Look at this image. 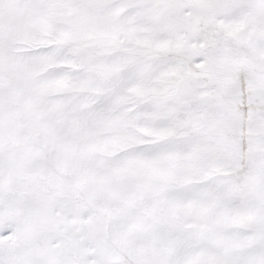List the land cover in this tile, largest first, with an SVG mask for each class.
<instances>
[{
  "label": "snow or ice",
  "instance_id": "1",
  "mask_svg": "<svg viewBox=\"0 0 264 264\" xmlns=\"http://www.w3.org/2000/svg\"><path fill=\"white\" fill-rule=\"evenodd\" d=\"M0 264H264V0H0Z\"/></svg>",
  "mask_w": 264,
  "mask_h": 264
}]
</instances>
